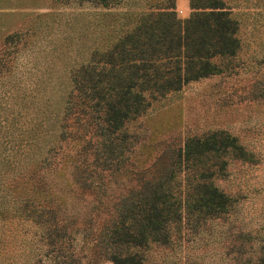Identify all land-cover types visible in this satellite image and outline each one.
<instances>
[{"label": "rangeland", "instance_id": "obj_1", "mask_svg": "<svg viewBox=\"0 0 264 264\" xmlns=\"http://www.w3.org/2000/svg\"><path fill=\"white\" fill-rule=\"evenodd\" d=\"M225 3L238 25L237 54L218 74L155 102L135 126L151 143L180 145L217 131L235 137L237 154L208 163L232 206L182 245L151 247L146 264H248L264 244V0ZM168 4L0 0V264H49V200L60 213L67 207L64 159L73 142L63 137V118L73 73ZM176 11L188 18L189 0H176ZM247 234L259 242L247 243Z\"/></svg>", "mask_w": 264, "mask_h": 264}, {"label": "trees", "instance_id": "obj_2", "mask_svg": "<svg viewBox=\"0 0 264 264\" xmlns=\"http://www.w3.org/2000/svg\"><path fill=\"white\" fill-rule=\"evenodd\" d=\"M168 2L72 75L63 118V137L73 142L64 159L67 207L60 213L49 200V264H146L151 247L182 245L229 214L231 197L208 163L237 154L235 137L217 131L151 143L135 126L155 102L218 74L240 47L225 0H189L185 19ZM248 264H264V244Z\"/></svg>", "mask_w": 264, "mask_h": 264}]
</instances>
